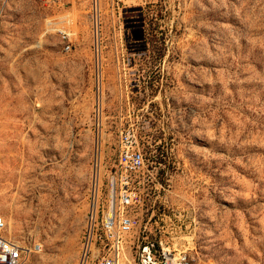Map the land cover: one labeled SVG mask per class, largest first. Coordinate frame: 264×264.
Wrapping results in <instances>:
<instances>
[{
	"label": "rangeland",
	"instance_id": "rangeland-1",
	"mask_svg": "<svg viewBox=\"0 0 264 264\" xmlns=\"http://www.w3.org/2000/svg\"><path fill=\"white\" fill-rule=\"evenodd\" d=\"M125 136L194 264H264V0H0V216L27 264L78 263Z\"/></svg>",
	"mask_w": 264,
	"mask_h": 264
},
{
	"label": "built area",
	"instance_id": "built-area-1",
	"mask_svg": "<svg viewBox=\"0 0 264 264\" xmlns=\"http://www.w3.org/2000/svg\"><path fill=\"white\" fill-rule=\"evenodd\" d=\"M65 51L70 50L69 38L62 33ZM96 65V80L100 75ZM99 111V105L96 106ZM144 159L136 152L128 136L120 140L117 165L114 177L110 181V202L106 211L99 210L94 196L95 185H92V200L86 216V225L81 236L79 260L77 264H194L187 253L186 237L181 228L178 235L170 237L167 223L170 217L164 213L156 216V204H160V192L163 185L155 175H146L143 171ZM142 175L143 182L150 183V191L137 192L135 182L137 175ZM147 178V179H145ZM137 210L150 212L145 222L137 217ZM147 217V215H146ZM156 225L149 231L147 225ZM158 223H162L158 226ZM139 228L137 246L133 258L125 252L126 238L134 229ZM6 223L0 216V264H27L30 255L36 252L35 247L27 248L19 242L7 238ZM153 233L150 238L147 233ZM169 235V236H168Z\"/></svg>",
	"mask_w": 264,
	"mask_h": 264
},
{
	"label": "trees",
	"instance_id": "trees-1",
	"mask_svg": "<svg viewBox=\"0 0 264 264\" xmlns=\"http://www.w3.org/2000/svg\"><path fill=\"white\" fill-rule=\"evenodd\" d=\"M157 149H158V147H157V148H154L153 150H154L155 152H157ZM153 150H152V149L149 150V149L147 148V152H148V153L153 152ZM158 156H159V154H155V153L152 154V157L155 158L157 162H159V160H160V159H158Z\"/></svg>",
	"mask_w": 264,
	"mask_h": 264
}]
</instances>
